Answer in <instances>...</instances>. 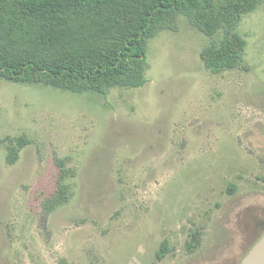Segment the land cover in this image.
<instances>
[{
  "label": "rangeland",
  "instance_id": "rangeland-1",
  "mask_svg": "<svg viewBox=\"0 0 264 264\" xmlns=\"http://www.w3.org/2000/svg\"><path fill=\"white\" fill-rule=\"evenodd\" d=\"M179 23L151 39L139 88L0 78V264H237L264 231V4L238 26L246 69L209 71L212 37ZM22 135L11 165L8 137ZM58 160L77 173L73 195L45 219Z\"/></svg>",
  "mask_w": 264,
  "mask_h": 264
},
{
  "label": "trees",
  "instance_id": "trees-1",
  "mask_svg": "<svg viewBox=\"0 0 264 264\" xmlns=\"http://www.w3.org/2000/svg\"><path fill=\"white\" fill-rule=\"evenodd\" d=\"M264 0H0V78L45 85L73 93L107 96L114 88L144 86L147 50L161 31H178L179 17L212 37L201 51L214 74L246 69L248 41L238 26ZM6 160L15 164L31 140L8 137ZM54 193L42 200L47 219L70 202V179L77 173L58 160ZM236 189L231 185L230 192ZM190 252L202 243L200 228L190 232ZM170 251L168 239L158 260Z\"/></svg>",
  "mask_w": 264,
  "mask_h": 264
},
{
  "label": "water",
  "instance_id": "water-1",
  "mask_svg": "<svg viewBox=\"0 0 264 264\" xmlns=\"http://www.w3.org/2000/svg\"><path fill=\"white\" fill-rule=\"evenodd\" d=\"M239 264H264V234L243 257Z\"/></svg>",
  "mask_w": 264,
  "mask_h": 264
},
{
  "label": "flooded vegetation",
  "instance_id": "flooded-vegetation-1",
  "mask_svg": "<svg viewBox=\"0 0 264 264\" xmlns=\"http://www.w3.org/2000/svg\"><path fill=\"white\" fill-rule=\"evenodd\" d=\"M264 231L258 236V238L256 240H254L251 245H249L250 247L247 248V250L245 251V254L242 256V258L238 261L237 264H239L241 262V260L243 259V257L249 252V250L253 247V245L263 236Z\"/></svg>",
  "mask_w": 264,
  "mask_h": 264
}]
</instances>
